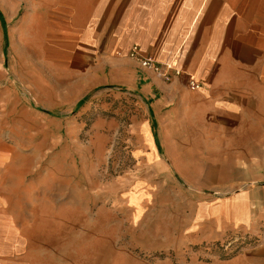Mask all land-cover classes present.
Instances as JSON below:
<instances>
[{"label": "crops", "instance_id": "crops-1", "mask_svg": "<svg viewBox=\"0 0 264 264\" xmlns=\"http://www.w3.org/2000/svg\"><path fill=\"white\" fill-rule=\"evenodd\" d=\"M11 3L26 10L8 31L0 8V123L18 125L36 106L81 115L83 100L104 98L106 141L128 110L136 152L170 163L176 146L205 152L221 135L264 132V0H0ZM141 58L173 70L163 79L139 68ZM5 164L0 157V264H24Z\"/></svg>", "mask_w": 264, "mask_h": 264}, {"label": "rangeland", "instance_id": "rangeland-1", "mask_svg": "<svg viewBox=\"0 0 264 264\" xmlns=\"http://www.w3.org/2000/svg\"><path fill=\"white\" fill-rule=\"evenodd\" d=\"M0 8L8 31L26 10ZM81 104V115L36 106L0 123L24 264H264V132L221 135L205 152L176 146L170 163L136 152L133 112L106 141L104 98Z\"/></svg>", "mask_w": 264, "mask_h": 264}, {"label": "built area", "instance_id": "built-area-1", "mask_svg": "<svg viewBox=\"0 0 264 264\" xmlns=\"http://www.w3.org/2000/svg\"><path fill=\"white\" fill-rule=\"evenodd\" d=\"M129 56L132 58H138L139 57V49L137 47H132L130 50ZM139 68L144 70H150L154 74H157L159 77L165 79L168 77V72L173 70L172 66L164 65L160 63L154 62L152 59L149 58H141L138 62ZM175 75H179V70H174ZM189 88L191 90H195L198 88V85L195 83V81L190 78Z\"/></svg>", "mask_w": 264, "mask_h": 264}]
</instances>
